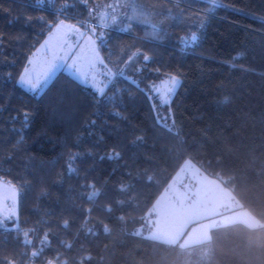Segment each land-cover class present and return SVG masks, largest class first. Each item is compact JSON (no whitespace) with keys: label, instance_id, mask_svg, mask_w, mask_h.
I'll use <instances>...</instances> for the list:
<instances>
[{"label":"trees","instance_id":"16d2710c","mask_svg":"<svg viewBox=\"0 0 264 264\" xmlns=\"http://www.w3.org/2000/svg\"><path fill=\"white\" fill-rule=\"evenodd\" d=\"M102 1L0 0V179L17 185L20 215L15 230L0 228V264H264V0H137L158 10V28L105 24L99 41L107 60L130 42L125 61L132 49L151 57L138 55L135 83L118 73L101 95L61 69L38 96L22 88L55 25L86 28ZM172 75L179 87L161 104L148 85ZM186 159L261 222L220 223L189 244L149 238L147 211Z\"/></svg>","mask_w":264,"mask_h":264},{"label":"rangeland","instance_id":"374dc122","mask_svg":"<svg viewBox=\"0 0 264 264\" xmlns=\"http://www.w3.org/2000/svg\"><path fill=\"white\" fill-rule=\"evenodd\" d=\"M127 3H131L130 9L122 12ZM108 7L110 8L107 9ZM106 12L112 16L108 23L105 20ZM157 13L159 12L156 8L145 7L137 0H105L92 5L90 23L86 28L73 21L61 20L63 25L59 29L54 27L49 32L29 57L32 60L31 65L26 64L29 74L35 76L41 73L49 63L60 64L59 59L53 60L54 56L75 53V57L68 56L64 67L56 68L55 74L65 69L74 77L77 75L83 77L90 82L91 89L99 90L100 93L105 91L118 73L126 74L137 81L139 71L143 67L142 58L138 57V53L142 52L141 49H132L126 61L124 60L128 55L126 49L135 42H130L129 47H124L116 57L107 60L100 50L99 41H104L106 38L105 24L109 28L132 30L131 24L141 21L146 28H158ZM169 77L148 85V92L152 98L156 99L154 89H159L161 94L165 92ZM171 98L172 96L169 97L170 100ZM202 171L198 165L186 159L152 204L156 211L148 215L152 206L147 211L146 224L148 226L153 222L154 226H151L155 234L159 235L158 238H166L170 241L175 239V234L183 233L181 239L186 242L193 233H205L207 229L211 231V228L218 223L235 220L249 224L261 222L260 217L249 207L244 206L239 197L220 179ZM13 196H15V204ZM203 217L205 218L199 221ZM0 220L9 227L20 223L19 189L14 182L6 179H0ZM147 233H150V229Z\"/></svg>","mask_w":264,"mask_h":264},{"label":"snow or ice","instance_id":"6c2138e0","mask_svg":"<svg viewBox=\"0 0 264 264\" xmlns=\"http://www.w3.org/2000/svg\"><path fill=\"white\" fill-rule=\"evenodd\" d=\"M218 6H224V5H218ZM63 25V21H60L57 25H55V27L57 29H59L61 26ZM199 39L198 36L196 35H192L191 39L188 41H185L184 46L187 47H192L195 45V43L197 42V40ZM47 44V41L45 42ZM75 53H65L64 55H60L59 57L54 56L53 60L59 59V61L61 62L60 64H56V63H49L47 68L42 71L39 74H36L35 76L29 74V68L26 66L23 69L22 74L18 77L17 83L24 89H26L27 91L33 93L34 95H39L40 92L48 85L49 80L52 78V76L55 74L56 68L57 67H64L66 64V60L68 58V56H73L75 57ZM138 55H142L143 57V61L147 64L150 60L151 57H149L146 54H142V53H138ZM238 58V57H237ZM27 64L31 65L32 64V60L29 59L27 61ZM76 79L82 83L84 86L87 87H92V85L90 84V82H88L87 80L83 79V77L77 75ZM133 83H135V81H133ZM168 86L166 87V90L163 94L160 93L159 89H154L155 93H156V100L158 102H160L161 104H169L170 103V99L169 97L174 96L175 94V90L179 87L180 84V79L178 76L172 75L169 77L168 80ZM154 88V86H153ZM97 91L98 94H101L99 92V90H95ZM116 115H119V113H116ZM15 119V118H13ZM92 123H95L94 121ZM23 126L26 128L29 126V121H28V114L27 112L24 113V120L22 121ZM169 131H172V129H168ZM14 131H19L21 132V142H22V131L23 129H14ZM74 158V157H73ZM109 159L112 158H119V153H113L111 155H109L108 157ZM75 171L74 169H72L71 167H69V172H73ZM88 187H94L92 185H88ZM127 189V186L122 185L121 186V191H125ZM100 195L99 191H92L89 195H88V199L92 200L94 199L96 196ZM13 199V203L15 204V196L12 197ZM107 211H111V208H107ZM153 211H156V209H153ZM12 215H18L16 213H12ZM9 218H12V216H9ZM119 219L121 221L124 220V217H119ZM18 227L17 224L12 225L11 227H6L3 220H0V228H4L6 231H13ZM92 230L89 229V232H91ZM104 232L107 234L110 232V229L105 226L104 227ZM25 236H27V233H24ZM132 235L135 236H139L141 235V230H136L135 232L132 233ZM149 238H155V236H151ZM25 244H30L31 242L28 240L24 241ZM38 255V253H32V256H36ZM85 259H91V257H85ZM7 264H15V260H8Z\"/></svg>","mask_w":264,"mask_h":264},{"label":"crops","instance_id":"0c3cea01","mask_svg":"<svg viewBox=\"0 0 264 264\" xmlns=\"http://www.w3.org/2000/svg\"><path fill=\"white\" fill-rule=\"evenodd\" d=\"M186 161V160H185ZM184 161V162H185ZM192 164V163H191ZM202 170V169H201ZM203 172V171H202ZM158 198V197H157ZM156 198V199H157ZM153 209H154V206L152 205V207H151V209H150V211H149V213H148V215L149 214H151L152 213V211H153ZM148 215H146V220H147V222H148ZM205 217H203V218H200L199 219V221L200 220H202V219H204ZM194 222V221H193ZM219 224V223H218ZM154 226V224H153V222H150L149 224H148V226H147V224H146V228L145 229H147V230H149L150 229V235H152V236H156V237H159V235L158 234H155L156 232L154 231V229L152 228V226ZM184 232V231H183ZM210 234H211V231L209 230L208 231V229H207V232H205V233H193L190 237H188V239L186 240V242H185V240H183V239H181L182 237H183V233L182 234H175V239L174 240H170V241H180L182 244H189V243H193V242H196V241H199V240H202V239H205V238H207V237H209L210 236ZM158 235V236H157ZM161 237V236H160ZM162 239H164V240H166V238H162ZM168 241V240H167Z\"/></svg>","mask_w":264,"mask_h":264}]
</instances>
